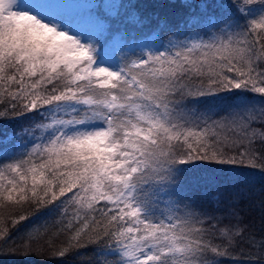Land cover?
Segmentation results:
<instances>
[{"label":"snow or ice","instance_id":"obj_1","mask_svg":"<svg viewBox=\"0 0 264 264\" xmlns=\"http://www.w3.org/2000/svg\"><path fill=\"white\" fill-rule=\"evenodd\" d=\"M46 2L0 0V117L31 121L17 133L28 146L0 157V198L58 213L70 233L61 257L85 243L96 264H207L208 253L222 255L207 239L216 218L184 203L176 176L245 161L264 175L252 151L264 144V101L228 95L264 97V0H218V14L184 21L199 29L190 37L161 23L167 40L145 39L155 46L114 32L101 5L85 22ZM109 46L119 47L115 66L101 58ZM225 98L231 110L217 119L209 101ZM224 142L237 154L213 148ZM221 234L231 241L240 230Z\"/></svg>","mask_w":264,"mask_h":264},{"label":"trees","instance_id":"obj_2","mask_svg":"<svg viewBox=\"0 0 264 264\" xmlns=\"http://www.w3.org/2000/svg\"><path fill=\"white\" fill-rule=\"evenodd\" d=\"M79 1L90 3V0ZM92 2L90 9L96 4L101 5L96 10L97 14L105 18L114 32L124 34L129 43L134 39L136 43L153 46L158 43L155 37L145 40L153 32L159 34L160 39L167 40V36L160 32L161 23L180 24L181 35L190 37L199 29L192 27L191 23L185 26L184 21L204 12L218 14L221 11L215 6L218 0ZM109 55L118 61L119 47L104 48L101 58ZM228 95L236 97L237 102L243 98L249 105L257 107L264 101V97L248 91ZM5 103L7 101L0 103V111H5ZM209 103H214V111L218 113L216 118L219 119L231 110L233 100L225 98L210 100ZM28 116L35 114L29 113ZM30 123L27 116L9 114L0 117V157L17 155L28 146L19 141L17 133ZM213 148L225 155H236L238 151L230 142L213 144ZM10 149L14 154H9ZM252 151L256 155L255 163L264 166V144L255 143ZM176 179L181 182L177 195L184 199L185 204L200 214L216 218L218 230L210 231L207 239L223 254L208 253L207 264H264V175L260 167L252 169L247 161L243 165L204 162L186 170L183 175L178 173ZM226 228L238 229L240 235L229 241L221 234ZM69 237L65 221L58 213L48 212L45 207H37L30 201L14 204L0 198V264H96L93 246L86 243L78 249H70L63 257L59 256V250L65 247Z\"/></svg>","mask_w":264,"mask_h":264},{"label":"rangeland","instance_id":"obj_3","mask_svg":"<svg viewBox=\"0 0 264 264\" xmlns=\"http://www.w3.org/2000/svg\"><path fill=\"white\" fill-rule=\"evenodd\" d=\"M21 3L24 7H32V0H21ZM44 6L52 12L70 17L72 20L85 22L88 19L90 10V3H81L79 0H47ZM102 60H107L113 66L118 63L111 55L102 58ZM12 153L14 154V151L10 149L9 154Z\"/></svg>","mask_w":264,"mask_h":264}]
</instances>
